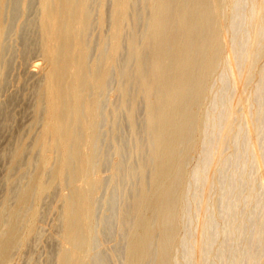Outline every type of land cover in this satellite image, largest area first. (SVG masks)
<instances>
[{
	"label": "bare ground",
	"instance_id": "1",
	"mask_svg": "<svg viewBox=\"0 0 264 264\" xmlns=\"http://www.w3.org/2000/svg\"><path fill=\"white\" fill-rule=\"evenodd\" d=\"M8 1L0 0V91L13 65L5 56ZM29 1L14 5L25 10ZM37 5V37L25 34L20 48L39 55L30 117L40 128L4 157L10 186L0 207V264H15L41 238L40 208L55 190L52 264H264V0ZM119 116L135 165L124 158ZM27 151L34 167L18 184L25 169L17 181L12 171ZM125 180L135 187L99 218L102 188L122 190ZM109 235L116 247L106 256L98 238Z\"/></svg>",
	"mask_w": 264,
	"mask_h": 264
},
{
	"label": "rangeland",
	"instance_id": "2",
	"mask_svg": "<svg viewBox=\"0 0 264 264\" xmlns=\"http://www.w3.org/2000/svg\"><path fill=\"white\" fill-rule=\"evenodd\" d=\"M21 1L22 0H18V2L16 1V0H11V4H13L12 6L13 7H11V5H9L10 4V0L8 1V4H7V7H8V9H7V14H6V19H7V22L9 21V23H7L8 24V30H10L9 31V33L7 32V35L8 36H6V38H5V50H7V51H5V56H6V58L8 59V61L10 62L11 61V63L13 64V65H9V67L8 68H10V71H7V75L9 76V78H7L8 80L6 81V84H5V86L6 87H4L5 89H3V91L1 92L0 91V107H2V108H0V131L2 132H0V207H1V203H3V201L2 200H4V198L3 197H5V194H6V192H7V189L9 188V182H8V175H10V173L8 172V164H9V159H5L7 156V158H9L10 157V152H12V151H9V150H13V148L18 144V143H21L22 141H29L30 139H31V137H33L32 138V140L31 141H29L30 143L35 139V137H36V135H37V131H39V128H40V125H38L37 123H33V118H31V117H33V116H31V115H33L32 113H33V108H32V104H33V100H34V93H33V91H34V89H35V87H36V85H38L37 83H39V79H40V74H41V71H40V69L39 68H35V66H33L32 64L33 63H35L36 61H39V55H37L38 54V52H36V50H35V52L33 51L32 53L33 54H35L34 56H33V54L31 55V58H32V56H33V58L31 59L30 58V54L26 57V56H24V53H23V50L20 48L21 46H22V48H24L23 47V43L22 42H24V40H25V42H26V40L28 39H30V41L32 40V36L34 37V42H35V39H36V37H37V34H38V30H37V27L35 26V24H36V18H37V12H38V0L36 1V0H33V2L34 1H36V2H32V0H30L29 1V3H28V7H26V9L25 10H23L22 9V7L21 6H19V7H17L18 5L17 4H20L21 3ZM17 2V3H16ZM16 3V5H14ZM34 4V5H32V4ZM37 3V4H36ZM31 4V5H30ZM21 5V4H20ZM15 6H16V8H17V10H15V12L16 13H14V8H15ZM13 8L12 9V11H11V13L10 14H8V12L11 10V8ZM10 8V9H9ZM15 8V9H16ZM18 8H20L19 10H20V12H18L19 10H18ZM29 8V9H28ZM9 10V11H8ZM33 12H32V11ZM26 11H27V16H25V14H26ZM18 13H20V15L18 14ZM25 13V14H24ZM14 14V15H13ZM16 14V15H15ZM17 14H18V16H17ZM36 16H35V15ZM13 16L12 18H14V16L16 17V18H14V19H11L10 20V18H9V16ZM24 16H25V18H24ZM33 16V17H32ZM35 17V18H34ZM8 18H9V20H8ZM15 19H16V21H15ZM24 19V20H23ZM26 19V20H25ZM33 20V21H32ZM11 21H13L12 22V24H11ZM15 22V23H14ZM21 22V23H20ZM29 22V24H27ZM13 23H14V25H13ZM32 23V24H31ZM12 26H11V25ZM10 25V26H9ZM33 25V26H32ZM31 28V29H29V27ZM33 28H32V27ZM12 27V28H11ZM96 32V30H94L93 31V33H95ZM18 33H19V35H18ZM31 33V35L29 36V34ZM25 34H26V37H25ZM34 34V35H33ZM8 37V38H7ZM27 38V39H25V38ZM24 38V39H23ZM14 40V41H13ZM33 40L31 41V42H33ZM33 42V43H34ZM25 44V43H24ZM25 46V45H24ZM8 47V48H7ZM12 54V55H11ZM22 54V55H21ZM28 57H29V59H28ZM12 59V60H11ZM18 59V60H17ZM26 61H25V60ZM25 64H24V63ZM11 63H9V64H11ZM26 65L25 67H24V65ZM23 65V66H22ZM32 65V66H31ZM33 68H35V70L34 71H36V72H34L35 73V75L33 76V70H32V72L30 73L29 72V70L30 69H33ZM25 69H27V70H25ZM9 70V69H8ZM28 72L31 74H28ZM29 75V76H28ZM31 76V77H30ZM42 76V75H41ZM12 78V79H11ZM39 78V79H38ZM18 79H19V81H18ZM114 79V78H113ZM39 80V81H38ZM116 80L114 79L113 81H112V83L114 84V82H115ZM25 82V83H24ZM34 82V83H33ZM37 82V83H36ZM16 83V84H15ZM111 83V85L113 86V84ZM116 83V82H115ZM25 84V85H24ZM13 86V87H12ZM35 86V87H34ZM10 87V88H9ZM34 89H33V88ZM9 89V90H8ZM17 89V90H16ZM16 90V91H15ZM7 92H9V93H7ZM14 92V93H13ZM16 92V93H15ZM31 92V93H30ZM12 95H11V94ZM9 96H11L12 97V100H13V97H14V103H13V101H10V102H8V104L5 102V106L3 105L4 104V101H6L9 97H8V95ZM16 94H18V95H16ZM6 95H7V97H6ZM14 95V96H13ZM6 98V99H5ZM23 98V99H22ZM118 98V96H114V97H112V100H114L113 102H116L115 104H117L118 103V101H119V99H117ZM16 100V101H15ZM2 102H3V104H2ZM31 102H32V104H31ZM3 105V106H2ZM6 105H7V107H6ZM14 106V107H13ZM141 107H142V105H140ZM4 107V108H3ZM141 107H140V110H142L141 111V113L139 112L138 113V124L139 125H141L142 124V121H143V118H144V114H143V107H142V109H141ZM23 108V109H22ZM32 108V109H31ZM1 109H6L5 111H6V113H4L3 111L1 112ZM31 109V110H30ZM29 111V112H28ZM122 113V114H121ZM120 114H121V117H122V115H123V118H124V116H125V113L124 112H121ZM124 113V114H123ZM6 114V115H5ZM26 114V115H25ZM5 115V116H4ZM4 116V117H3ZM31 116V117H30ZM142 116V117H141ZM13 119V120H12ZM142 119V120H141ZM125 120V119H124ZM32 121V122H31ZM5 122H6V124H5ZM18 122V123H17ZM121 122H123V120L120 118V116H119V126L122 128V129H124L125 130V128H126V126H127V124H126V126L124 127V125H125V123L123 122V123H121ZM125 122H126V120H125ZM127 123V122H126ZM31 124V125H30ZM24 125V126H23ZM30 126V127H27V126ZM38 125V126H37ZM35 126V127H34ZM36 126H37V128H36ZM33 127V128H32ZM36 128V130H34ZM5 129V130H4ZM29 130L31 131V132H29ZM127 131H128V134L126 133L127 131H123V130H121L120 129V131H123V132H121L120 134H119V138L118 139H122V137H123V139L122 140H126L125 141V143L127 144V146H126V150H125V152H124V154L126 153L127 155H126V157H124L125 158V160L127 161H129V162H131L132 164H137V162H138V155H133V150H132V148L131 147H133V141L131 140V136L129 135L130 133H129V127L127 126V129H126ZM27 132V134H26V132ZM35 131V132H34ZM24 132H25V134H24ZM32 132H34L33 134H32ZM37 132V133H36ZM123 133H125L124 135H122ZM2 134V135H1ZM30 134H31V137H30ZM24 135V136H23ZM29 135V136H28ZM122 135V136H121ZM10 136V137H9ZM21 136H23V137H21ZM27 138H26V137ZM11 137H13L12 139H11ZM18 137H19V139H18ZM104 137H105V134H104ZM103 137V138H104ZM128 138V139H127ZM129 138H130V140H129ZM18 139V140H17ZM22 139V140H21ZM4 141V142H3ZM11 141V142H10ZM16 141V142H15ZM106 141V139H103V141H102V143H104ZM130 141H132L131 142V144H130ZM18 142V143H17ZM26 142V143H27ZM28 142V144H30ZM110 143H108V140H107V143L105 144V146H104V144H102L103 145V148H104V150H105V148L106 147H108L109 148V150H108V155L110 156L111 155V152H112V150H113V147H114V145H113V143L114 142H112V141H109ZM10 144H12V145H10ZM15 144V145H14ZM110 148H111V152H110ZM6 150V151H5ZM106 150H107V148H106ZM105 150V151H106ZM9 151V152H8ZM4 152H6V153H4ZM4 154H6L5 156H3ZM7 154H9V155H7ZM129 154V155H128ZM25 156V160H23V157ZM24 156L21 158V160L19 161V166L16 168V170L14 169L13 171H12V175L14 176H11L12 178H14V179H16V177H17V179L19 180L20 179V177L18 178V173L20 174V176H22V174L20 173V169L21 168H23V169H25V176H22L21 178L22 179H20L19 181H17V179H16V181H17V183L19 184V183H22V180L24 181L25 180V178L24 177H27V175H28V173L29 172H31L32 170H33V167L34 166H31V165H28V163H27V160H26V158L29 156V152L27 151L25 154H24ZM123 156H125V155H123ZM138 156V157H137ZM5 157V158H4ZM133 157V158H132ZM136 157H137V159L138 160H136ZM134 159H135V161H134ZM7 160H8V163H7ZM137 161V162H136ZM20 164H21V166H20ZM23 164V165H22ZM25 164V165H24ZM134 164V165H135ZM27 169V170H26ZM107 167L104 169L105 171H103L104 172V174L106 175V176H108V173L109 172H107ZM29 171V172H28ZM27 172V173H26ZM7 173H9V174H7ZM6 174H7V178H5L6 177ZM17 175V176H16ZM130 182V180H125L124 182H123V184L124 185H122V188L124 189H120V190H118V188H116V187H113V186H111V185H109V184H107V185H105V188H102L103 190H101L100 191V193H104L103 195L102 194H99V200H100V202H98L99 203V209H97V211H98V213H99V211L102 213H100V214H98V217L99 218H101V217H107V215H110L111 214V204L110 203H112V201H114V203H115V205L116 206H121L123 203H124V192H126L127 191V189H129L130 190V188H134L135 187V184H136V181L135 180H131V182ZM17 183L15 182V184L17 185ZM14 184V185H15ZM127 184V185H126ZM130 184H132V185H130ZM109 185V186H108ZM134 185V186H133ZM7 186V187H6ZM110 186H111V188H112V190L109 192L107 189H110ZM127 186H129V187H127ZM133 186V187H132ZM16 187V186H15ZM7 188V189H6ZM117 189V193H116V189ZM115 189V190H114ZM106 191H108V192H106ZM114 191H115V194H117V196H118V199H117V196L116 197H114V200H113V196H114ZM54 192H56V195H55V193ZM57 192H59V190H55V191H53V194L52 193H50V197H49V194H46L47 195V197L45 198V199H43V203H42V205L43 206H41V203H40V206L42 207V208H40V209H42L41 210V212L43 211V216H41V217H43V218H41V220H42V222H41V220H39V223L38 224H41V227H40V225L38 226V227H40L39 228V230H42V231H40V232H44V233H42V235L41 236H38V237H41V238H37L38 240L36 241V237H35V240L33 239V241H32V239L30 240V242H29V246L26 248H23V250L21 251V252H23L24 253V255L25 256H23V255H20L19 257H17L16 259H15V264H52L53 262H52V260H53V257H54V255L56 254H54V252H55V250L56 249H58V247H59V241H58V235H56L57 233H55V230H56V228H55V226L53 227V225H54V223H55V220L54 219H56V216H57V212H58V209H57V207H58V204L60 203V201L58 200L57 201V198H58V195H57ZM119 192H121L122 194H120ZM119 193V194H118ZM112 194V195H111ZM45 195V196H46ZM53 197H52V196ZM44 196V197H45ZM56 196H57V198H56ZM119 196H120V198H119ZM43 197V198H44ZM111 197V198H110ZM50 198V199H49ZM53 198V199H52ZM55 198V199H54ZM115 198H116V200H115ZM120 199H121V201H120ZM49 200V201H48ZM118 200V201H117ZM51 201V204L50 203H48V202H50ZM55 201V202H54ZM111 201V202H110ZM107 202V203H106ZM120 202V203H119ZM119 203V204H118ZM103 204V205H102ZM108 204V205H107ZM109 204H110V206H109ZM60 205V204H59ZM101 205H102V207H101ZM51 206V208L53 207V209H49V207ZM101 208V209H100ZM104 209V213L102 212V210ZM105 209H106V211H105ZM45 210V211H44ZM49 210V211H48ZM52 212H51V211ZM108 212V213H107ZM45 214V215H44ZM114 214V213H113ZM42 215V214H41ZM48 216H51V217H48ZM47 217V218H46ZM53 227V228H52ZM51 231H53V232H51ZM57 232V231H56ZM41 234V233H40ZM47 235V236H46ZM46 236V237H45ZM100 238V239H99ZM98 238V250L101 252V253H103L104 255H109L110 253H112V251H114V250H111L112 249V246L113 247H116V240H115V238L114 237H112V236H107V238L104 236L103 237V239H102V236H100ZM108 238H109V240H110V242H109V240H108ZM112 238H114V241H113V239ZM102 239V241H100ZM106 240V241H105ZM53 241V242H52ZM58 243H57V242ZM103 241H105V242H103ZM111 242H112V244H111ZM115 242V243H114ZM122 243H118V250L117 251H119L121 248H122V244L124 243L123 241H121ZM31 243V244H30ZM53 243V244H52ZM100 243V244H99ZM108 244H110V246L108 245ZM32 245V246H31ZM58 247H57V246ZM107 245V246H106ZM119 245H121L120 246V248H119ZM57 247V248H56ZM101 248V249H100ZM102 248L104 249V250H102ZM108 248H111V249H109L108 250ZM25 249V250H24ZM27 249V250H26ZM106 249V250H105ZM54 252H53V251ZM32 251V252H31ZM111 251V252H110ZM26 252V253H25ZM53 252V253H52ZM57 252V251H56ZM23 253H21V254H23ZM48 253V254H47ZM108 253V254H107ZM51 254V255H50ZM54 254V255H53ZM29 255V256H28ZM30 256H31V262H30V259H28L29 261H27L26 262V260H23L25 257H28V258H30ZM110 256V255H109ZM43 257V258H42ZM21 258H22V261H21ZM34 260V261H33ZM33 261V262H32ZM46 261V262H45ZM51 261V262H50ZM13 262V263H14ZM26 262V263H25ZM45 262V263H44Z\"/></svg>",
	"mask_w": 264,
	"mask_h": 264
}]
</instances>
